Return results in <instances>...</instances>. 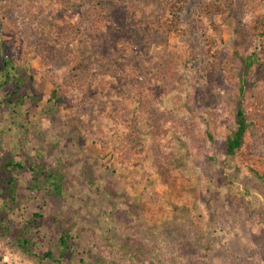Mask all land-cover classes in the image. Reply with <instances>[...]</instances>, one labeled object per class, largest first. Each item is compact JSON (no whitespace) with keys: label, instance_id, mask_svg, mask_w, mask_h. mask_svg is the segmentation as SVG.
<instances>
[{"label":"rangeland","instance_id":"374dc122","mask_svg":"<svg viewBox=\"0 0 264 264\" xmlns=\"http://www.w3.org/2000/svg\"><path fill=\"white\" fill-rule=\"evenodd\" d=\"M73 1L78 10L63 16L48 0L41 14L25 12L22 0L2 5L16 32L13 39L0 34V48L14 58L6 69L0 61V161L6 153L58 170L63 186L60 197L31 193L28 174H13L16 197L5 215L0 191V220L10 224L0 233V263L7 257L9 264H55L45 258L50 253L59 264H94L108 246L119 264H264V183L227 157L220 140L199 152L179 135L163 136V125L183 112L174 105L177 93L159 88L186 45L201 54L204 76L206 38L216 41L210 55L222 59L261 16L262 4L184 0L174 19L165 0H127L144 11L143 24L128 6ZM61 20L65 34L55 44ZM97 24L107 37L96 56L87 41L98 34ZM189 24L185 39L180 31ZM74 55L80 60L69 65ZM5 71L27 86L18 103L9 98L12 85H2ZM57 84L63 101L53 104ZM136 85L151 88L149 118L131 144L115 120ZM255 153L264 155V139ZM33 214L38 219L24 237L25 251L15 234ZM134 247L138 258L127 250Z\"/></svg>","mask_w":264,"mask_h":264},{"label":"trees","instance_id":"16d2710c","mask_svg":"<svg viewBox=\"0 0 264 264\" xmlns=\"http://www.w3.org/2000/svg\"><path fill=\"white\" fill-rule=\"evenodd\" d=\"M24 11L28 14H41L43 11L42 1L44 0H22ZM53 6V12L63 16L67 10L76 12L78 5L73 0H48ZM120 6H128L129 11L140 12V23L145 24L144 11L137 6L134 8L127 0H109ZM229 7H251L255 3L262 4V14L254 23L248 25L243 31V38L238 45L230 48L222 59L211 56V49L215 44L214 37L206 38L205 53H208L210 60L207 63V73L201 68V54L186 45L180 51L179 61L174 63L173 70L169 76L163 77L159 88L163 93L177 94L174 96L175 107H180L183 115L172 117L162 127V135L176 134L185 139L190 149L202 151L208 143L220 140L225 147V154L234 162L245 164L247 173L264 183V155L255 153V149L262 144L264 139V0H222ZM9 0H0V34L13 39L16 27L8 21L7 8L3 4ZM166 9L174 19L179 18L182 12L184 0H165ZM11 4V3H10ZM26 13V14H27ZM36 15V14H35ZM62 27L53 30V41L55 44L64 36V22L60 21ZM100 24V21H99ZM95 25L98 34L94 39L87 41L92 53L99 54L106 33L102 32L100 25ZM113 25L111 28L113 29ZM193 30V25L180 31V34L187 39ZM8 44V43H6ZM0 61L3 68L11 66L13 57H8L4 49H1ZM13 50V49H12ZM11 50V52H13ZM76 55L69 59L68 64L74 65ZM114 66L124 70L125 64L115 61ZM2 85H12L9 90V98L14 97L17 103L24 97L27 86L21 84L10 72L5 71ZM63 81V79L61 80ZM26 92V91H25ZM61 84L54 86L51 92L53 104L63 101ZM150 87L142 88L136 85L133 94L129 95L124 106L118 115L117 123L125 129L126 139L129 143H135L138 126L141 121L149 118L148 93ZM11 103V99H8ZM0 161V191L2 195V213L15 202V191L17 181L14 173L28 174L26 190L41 192L45 196L55 195L60 197L63 186V175L55 169L46 168L43 165L31 163L22 164L11 157L3 155ZM251 159V163L250 160ZM38 219L37 214L26 225L18 228L15 234V241L18 246L27 251L29 241L25 235L30 232ZM9 221L0 220L2 233L9 231ZM67 237L62 235L59 239L61 247H65ZM126 248L125 244H122ZM113 248L104 246L99 259L94 264H119L112 258ZM131 256L138 258L140 250L136 247L128 248ZM64 250L60 251L59 258H63ZM45 258L51 259L55 264L58 261L51 258L50 253H45Z\"/></svg>","mask_w":264,"mask_h":264},{"label":"built area","instance_id":"2783aa9c","mask_svg":"<svg viewBox=\"0 0 264 264\" xmlns=\"http://www.w3.org/2000/svg\"><path fill=\"white\" fill-rule=\"evenodd\" d=\"M8 260H9V259H8L7 257H4V258L1 260V263H0V264H4V263H5V264H6V263L9 264Z\"/></svg>","mask_w":264,"mask_h":264}]
</instances>
